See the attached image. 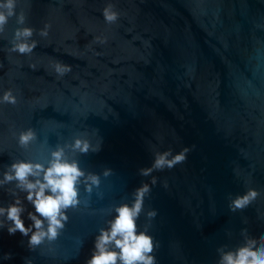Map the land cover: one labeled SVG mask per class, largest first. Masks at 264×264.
Here are the masks:
<instances>
[{"label": "water", "instance_id": "1", "mask_svg": "<svg viewBox=\"0 0 264 264\" xmlns=\"http://www.w3.org/2000/svg\"><path fill=\"white\" fill-rule=\"evenodd\" d=\"M108 4L115 23L104 19ZM21 9L37 45L8 50L15 17L0 33V97L11 89L17 99L0 103V179L14 159L46 160L47 146H18L29 127L52 147L86 132L100 149L78 154L79 166L112 173L90 195L80 187L87 203L69 210L52 245L30 250L28 237L0 228V264H85L115 215L106 210L130 203L142 182L151 187L145 212L157 215L142 213L137 225L159 242L157 264H217L218 248L244 242L242 229L264 235V0H18ZM57 63L71 71L58 75ZM185 146L184 163L140 175L154 152ZM248 188L260 195L231 211L230 198ZM12 191L27 227L34 208L14 183L0 186V207Z\"/></svg>", "mask_w": 264, "mask_h": 264}, {"label": "clouds", "instance_id": "2", "mask_svg": "<svg viewBox=\"0 0 264 264\" xmlns=\"http://www.w3.org/2000/svg\"><path fill=\"white\" fill-rule=\"evenodd\" d=\"M17 4L18 0H0V33L5 32L9 20L15 17L16 24L20 26L13 29L11 47L8 50L28 55L36 47L37 41L31 39L33 28L23 26L26 14L23 9L17 12ZM103 16L106 22L115 23L119 13L114 11L112 4H108L103 9ZM38 32L41 37H46L47 26ZM54 70L63 76L71 71V66L57 63ZM0 103L11 105L17 103L11 89L3 93ZM17 144L25 151L31 150L37 144L42 148L47 146L48 156L43 161L14 159L6 166L0 179V186L14 183L15 189L26 194L25 199L33 205L34 211L27 213L31 224L26 227L22 219L25 207L17 192L12 191L14 202L6 207H0V217L10 223L0 221V228L6 226L10 235L19 231L21 235L28 237L27 244L30 250L42 249L52 245L60 237L69 220V210L78 209L87 203L81 200L80 187L83 186L84 192L90 195L94 189L99 188L101 175L109 176L112 169L105 167L102 173L97 174L79 166L76 158L78 154H88L100 149L99 143L91 144L86 132L74 135L70 142H58L52 147L48 145L47 137L39 140L36 130L29 127L18 133ZM189 151L191 148L185 146L175 154L171 149L154 152L151 166L139 169V173L142 176H149L154 170L171 169L177 164L184 163ZM156 182V177L152 176L151 185H155ZM150 193L149 183L142 182L131 193L130 203L114 204L106 210L109 214L114 212L115 215L105 221L106 227L99 228L93 250L85 264H157L153 253L159 242L154 241L149 234L148 223L140 230L137 225L142 213L149 222L157 215L154 208H149L145 212L144 200ZM258 195L260 193L257 190L248 188L243 194L231 197L228 207L231 211L243 210ZM97 196L102 197V193L97 191ZM241 232L244 242L235 249L225 250L224 246L217 249L219 253L217 264H264V235L257 240L249 236L246 229H242ZM4 258H10V254H5ZM25 264H32L31 259L26 258Z\"/></svg>", "mask_w": 264, "mask_h": 264}]
</instances>
